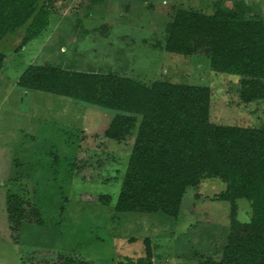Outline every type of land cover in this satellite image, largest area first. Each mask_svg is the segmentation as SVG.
<instances>
[{
	"label": "rangeland",
	"instance_id": "1",
	"mask_svg": "<svg viewBox=\"0 0 264 264\" xmlns=\"http://www.w3.org/2000/svg\"><path fill=\"white\" fill-rule=\"evenodd\" d=\"M55 24L29 42L0 70V264L54 261L61 252L115 264L143 255L148 239L152 264L217 260L230 224L229 203L217 198L224 183L202 177L187 187L175 218L113 209L139 116L130 135H103L116 112L65 96L16 85L27 63L69 69L90 63L143 81L207 86L209 120L264 129V97L243 102L238 76L210 69L202 52L165 51L166 25L178 9L212 13L229 9L264 23V0H51ZM20 30L0 41V51L19 42ZM25 186L33 222L13 229L6 198ZM32 195V196H31ZM105 200V203H102ZM234 217L247 220V203L236 200ZM37 221V222H36Z\"/></svg>",
	"mask_w": 264,
	"mask_h": 264
},
{
	"label": "trees",
	"instance_id": "2",
	"mask_svg": "<svg viewBox=\"0 0 264 264\" xmlns=\"http://www.w3.org/2000/svg\"><path fill=\"white\" fill-rule=\"evenodd\" d=\"M50 1L0 0V41L20 30L19 42L0 51V70L29 42L51 32L55 20ZM165 30V51L202 52L211 70L238 76L243 102L264 97L261 18L240 17L229 9L212 13L178 9ZM15 83L116 111L103 130L104 136L114 140L130 135L138 115L114 211L175 218L184 190L196 186L202 177H216L224 183L217 198L228 201L230 224L219 259L205 257L198 264H264V129L211 122L207 86L156 79L146 82L98 71L90 63L80 69L27 63ZM14 187L6 198L13 229L22 218L29 216L26 220L33 222L36 217L35 208L27 205L26 187ZM237 199L247 203L248 217L242 222L234 217ZM144 243L143 255L122 256L115 264H152L148 239ZM34 264L93 263L61 252L54 261Z\"/></svg>",
	"mask_w": 264,
	"mask_h": 264
}]
</instances>
